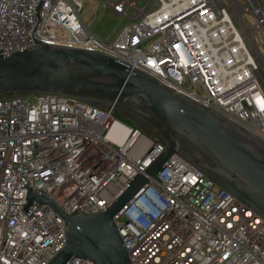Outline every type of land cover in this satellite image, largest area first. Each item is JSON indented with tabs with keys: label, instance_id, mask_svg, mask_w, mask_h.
<instances>
[{
	"label": "built area",
	"instance_id": "1",
	"mask_svg": "<svg viewBox=\"0 0 264 264\" xmlns=\"http://www.w3.org/2000/svg\"><path fill=\"white\" fill-rule=\"evenodd\" d=\"M133 20L94 34L82 0H0V55L41 41L109 55L264 139V2L104 0ZM133 9L135 15H130ZM59 94L0 98V264H49L67 215L98 213L164 151L159 137ZM113 221L129 264H264V219L174 154ZM68 264H95L72 258Z\"/></svg>",
	"mask_w": 264,
	"mask_h": 264
},
{
	"label": "water",
	"instance_id": "2",
	"mask_svg": "<svg viewBox=\"0 0 264 264\" xmlns=\"http://www.w3.org/2000/svg\"><path fill=\"white\" fill-rule=\"evenodd\" d=\"M12 94H59L114 107L164 145L104 211L69 216L47 195L29 192L26 210L46 204L66 221L65 246L49 264L72 258L129 264L113 217L174 154L264 219V139L143 71L106 54L36 41L0 55V95Z\"/></svg>",
	"mask_w": 264,
	"mask_h": 264
},
{
	"label": "rangeland",
	"instance_id": "3",
	"mask_svg": "<svg viewBox=\"0 0 264 264\" xmlns=\"http://www.w3.org/2000/svg\"><path fill=\"white\" fill-rule=\"evenodd\" d=\"M260 2L263 5L264 0ZM138 4L142 5L143 1L138 0ZM129 14L135 15V11L131 9ZM82 16L94 34L107 40L115 39L124 26L133 22L128 16L115 15L112 7L104 0H82ZM258 43L264 53L263 41L258 39Z\"/></svg>",
	"mask_w": 264,
	"mask_h": 264
},
{
	"label": "trees",
	"instance_id": "4",
	"mask_svg": "<svg viewBox=\"0 0 264 264\" xmlns=\"http://www.w3.org/2000/svg\"><path fill=\"white\" fill-rule=\"evenodd\" d=\"M6 95H0V98ZM117 117L126 122L129 125L137 126L136 123L127 115L122 112H117ZM150 133V132H149Z\"/></svg>",
	"mask_w": 264,
	"mask_h": 264
}]
</instances>
